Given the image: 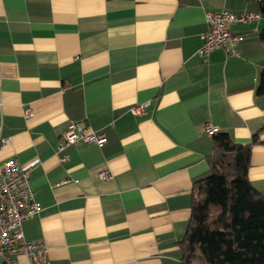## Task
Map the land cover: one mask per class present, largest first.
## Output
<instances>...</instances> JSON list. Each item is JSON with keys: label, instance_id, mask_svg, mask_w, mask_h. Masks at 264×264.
I'll list each match as a JSON object with an SVG mask.
<instances>
[{"label": "crops", "instance_id": "obj_1", "mask_svg": "<svg viewBox=\"0 0 264 264\" xmlns=\"http://www.w3.org/2000/svg\"><path fill=\"white\" fill-rule=\"evenodd\" d=\"M219 11L260 18L199 57L204 14ZM263 26L259 0H0V167L29 169L40 205L24 239L50 264H180L213 153L205 124L238 145L256 136L247 176L264 200ZM70 123L105 143L57 153Z\"/></svg>", "mask_w": 264, "mask_h": 264}, {"label": "trees", "instance_id": "obj_2", "mask_svg": "<svg viewBox=\"0 0 264 264\" xmlns=\"http://www.w3.org/2000/svg\"><path fill=\"white\" fill-rule=\"evenodd\" d=\"M259 6L264 15V0ZM259 37L264 43V26ZM258 93H264V70ZM212 139L209 174L193 183L180 264H264V200L247 176L257 138L238 145L217 132Z\"/></svg>", "mask_w": 264, "mask_h": 264}, {"label": "built area", "instance_id": "obj_3", "mask_svg": "<svg viewBox=\"0 0 264 264\" xmlns=\"http://www.w3.org/2000/svg\"><path fill=\"white\" fill-rule=\"evenodd\" d=\"M257 13L234 15L227 11L206 12L204 14L206 31L201 35L202 45L197 50L199 57L208 56L215 49L226 51L233 49L241 37L230 32V25L235 23L248 24L258 20ZM147 104L136 105L131 108L133 116H141ZM29 117L31 113L25 112ZM218 128L205 124L204 132L212 137ZM56 152L61 153L66 146L79 143L102 146L106 138L103 134L85 133L81 125L68 124L61 136ZM8 139L0 140V148L8 144ZM67 156L59 158L66 162ZM102 180H107V172L98 174ZM66 181L62 182L65 183ZM77 183V182H74ZM40 211V205L35 201L34 194L29 187V169L11 159L0 167V264H19L17 258L24 257V264H50L48 247L43 240L26 241L22 232L23 223L34 217Z\"/></svg>", "mask_w": 264, "mask_h": 264}]
</instances>
